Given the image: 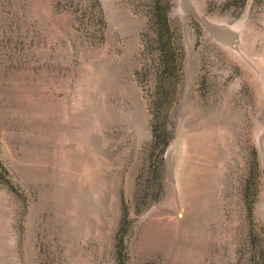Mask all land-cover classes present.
Here are the masks:
<instances>
[{
	"label": "rangeland",
	"instance_id": "obj_1",
	"mask_svg": "<svg viewBox=\"0 0 264 264\" xmlns=\"http://www.w3.org/2000/svg\"><path fill=\"white\" fill-rule=\"evenodd\" d=\"M0 264H264V0H0Z\"/></svg>",
	"mask_w": 264,
	"mask_h": 264
},
{
	"label": "trees",
	"instance_id": "obj_2",
	"mask_svg": "<svg viewBox=\"0 0 264 264\" xmlns=\"http://www.w3.org/2000/svg\"><path fill=\"white\" fill-rule=\"evenodd\" d=\"M159 1V0H158ZM157 4V1L155 3V6ZM162 8L160 6L154 7L153 9V14H156V23L158 26V30H156L159 35H160V42L162 43L163 50L162 52L166 55H171V49H170V44H171V37L169 35V25L167 23V17L166 15H162ZM161 13V14H160ZM160 20V21H159Z\"/></svg>",
	"mask_w": 264,
	"mask_h": 264
}]
</instances>
